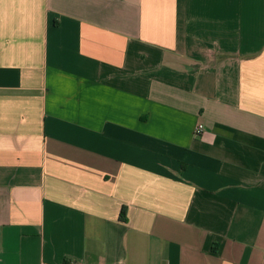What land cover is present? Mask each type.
Listing matches in <instances>:
<instances>
[{
    "label": "crops",
    "instance_id": "obj_1",
    "mask_svg": "<svg viewBox=\"0 0 264 264\" xmlns=\"http://www.w3.org/2000/svg\"><path fill=\"white\" fill-rule=\"evenodd\" d=\"M0 264H264V0H0Z\"/></svg>",
    "mask_w": 264,
    "mask_h": 264
},
{
    "label": "built area",
    "instance_id": "obj_2",
    "mask_svg": "<svg viewBox=\"0 0 264 264\" xmlns=\"http://www.w3.org/2000/svg\"><path fill=\"white\" fill-rule=\"evenodd\" d=\"M203 129L201 126H198L195 130V135H200L202 133Z\"/></svg>",
    "mask_w": 264,
    "mask_h": 264
},
{
    "label": "trees",
    "instance_id": "obj_3",
    "mask_svg": "<svg viewBox=\"0 0 264 264\" xmlns=\"http://www.w3.org/2000/svg\"><path fill=\"white\" fill-rule=\"evenodd\" d=\"M124 216H125V209L123 208L120 212V218L124 220Z\"/></svg>",
    "mask_w": 264,
    "mask_h": 264
}]
</instances>
